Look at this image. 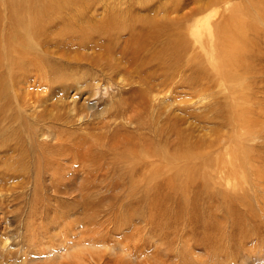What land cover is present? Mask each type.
Masks as SVG:
<instances>
[{"label": "rangeland", "instance_id": "374dc122", "mask_svg": "<svg viewBox=\"0 0 264 264\" xmlns=\"http://www.w3.org/2000/svg\"><path fill=\"white\" fill-rule=\"evenodd\" d=\"M73 1H90V8L70 4L65 10L61 8L64 14L61 11L57 18H73L68 26L82 24L89 29L93 37L88 45L78 46V38L67 41L57 37L48 45H39L36 55L41 52L50 59L49 76L43 71L38 77L39 72L33 71L25 85V65L15 58L18 62L13 77L21 79V88L17 82L14 87L10 84L12 103L5 115L0 113V264H117L118 259H123V264H199L200 260L209 264L212 245L204 236L205 224L210 221L224 224L229 231L230 248L235 252L230 256L232 264H264V191L260 192L253 173V165L264 168V132L242 143L247 145H242L247 152L239 161L257 160L246 161L249 164H245L240 178L246 188L240 196L248 194L254 215L236 197L225 200L215 192H231L234 184L231 181L228 188L222 187L217 180L224 178L216 174L222 169L226 175L231 173L224 169L230 162L218 161L241 143L236 126L230 123L234 119L228 118L231 105L236 109L233 116L243 112L264 123V0ZM115 14L125 23L131 17L133 21L141 16L178 17L175 26L187 50L169 60L168 82L159 83L166 80L164 77L151 79V86L156 85L145 100L139 91L145 89V77L155 67H140L122 53L121 41L114 55L104 53L108 40L91 31L95 24ZM220 18L223 22L233 18L240 25L236 35L228 36L235 41L234 46L242 43L241 52L235 53L238 63L234 74L239 81H229L219 72L227 64L221 55L219 32L212 23ZM30 54L33 58L35 53ZM56 61L63 64L56 69L58 73L51 68ZM43 68L46 70L47 65ZM58 74L67 77L58 83L70 88L66 95L51 81ZM180 116L185 121L178 122ZM262 122L254 128L264 129ZM1 138H7L8 144ZM75 148V159L63 153ZM192 148L200 153L186 156ZM209 149L216 151L208 163L204 150ZM154 153L161 159L154 164L163 166L159 174L152 168L145 170L148 164L144 170L140 166L141 158L150 160ZM55 167L61 171L54 176ZM75 168L78 179L72 174ZM65 183L66 191H62L59 184ZM226 207L232 214H244L245 222L247 213L251 218L250 231L255 230L243 245H238L236 235L246 227L242 222L224 223ZM225 257L220 260L228 264ZM32 258L34 261L27 262Z\"/></svg>", "mask_w": 264, "mask_h": 264}, {"label": "bare ground", "instance_id": "6f19581e", "mask_svg": "<svg viewBox=\"0 0 264 264\" xmlns=\"http://www.w3.org/2000/svg\"><path fill=\"white\" fill-rule=\"evenodd\" d=\"M89 3H90V1H73V0L72 1H64V0H24V1L17 0V1H0V113H4V115H5V112L7 110V106L12 103L11 102L12 99L10 98V94L8 95V90H10L12 86L14 87L15 86L14 84L17 85V83H18V87L21 88L19 86L21 79H16L15 80V78L13 77V75L14 76L16 75L14 73V64L18 62V61L15 62L16 56H17L18 60H20V62L25 65L24 66V69L23 68H20V69H23L22 71L24 72V82L22 84L25 85L27 83V80H29L28 77H30L29 76L30 73L33 74L32 73L33 71H36L37 70L39 72V75L40 76H38V77H41L42 76V73H44V72L46 74L48 72V75L47 76H49V73H50L49 72L50 71L49 70V67H50V64H51L50 63V59H49V57H47L46 55L42 54L41 52L36 55V52L37 51H35V50H36V47H38L39 45H42V44L48 45L56 37L58 39L59 38H62V39H65V40H67V38H69L70 40H74V39L78 38V41H79V42L77 41L78 44H79L78 46L88 45L86 43H88L89 39L91 37H93V36L90 35V32L87 31L89 29H86V27L82 26V24H81L82 27L81 26L78 27V24L77 23H76L77 25H73V27H71L70 26L71 25L70 22H71V20L73 18L72 19L69 18L70 20L68 19V21H66L67 20L66 19L67 17L64 18V19L62 17L60 19H58L57 17H60L59 16L60 15L59 13L62 11L61 8H64L66 6H71L70 4L75 5L76 7H78L80 5H82V6L85 7ZM178 5L179 4L176 3L174 5L175 8H178ZM82 6H80V7H82ZM89 6L90 5H88L87 7H85V10H86V8L89 9L90 8ZM174 6H172V7H174ZM129 9L130 8H128V10ZM64 10H65V8H64ZM152 10L153 9L151 8V11ZM148 11H150V10H148ZM257 11L258 10L256 9V12ZM87 12L85 11V14ZM62 13H63V11H62ZM77 13H79V12H77ZM83 13H84V9H83ZM85 14L83 15V17H85ZM141 17L135 19L134 21L131 20L133 18V17H131V19L129 18L130 19L129 23H125V22H122L123 20L119 19V17L117 16V14L111 15V16L108 15V17H106V19L104 18V21L100 22L98 25L95 24L96 26L92 27V30L91 31L92 32H96V34H98L99 37L108 40L107 46H105L106 50L104 49L105 50L104 53L109 52L111 55L112 54L114 55L113 52L115 51V48L117 47V44L121 41L124 44L123 47L121 48V51H122L123 54H125L127 56L130 55V58L133 61H136V63L140 67L141 66H144L145 68L148 67V66H151V68L155 67L151 72H148L147 73V75H146L147 77H145L147 80H145L142 77H140V80L141 81L145 80L146 81V85H147L145 87V89H140L141 91L138 90L140 92L141 97L145 100V99H147L148 96H150V95H148V92H150V90L151 91L154 90V86L156 85V84H153L151 86V84H152L151 83V79L153 80V79H159V77H162V78L164 77L166 80L163 79L159 83L165 84L166 82H168V80H170V74H171L170 70L167 68L169 66V64L171 63V61L169 62V60L172 59V57L174 56V54H177V55H180L181 54L182 55V53L185 50H187V49L185 48L186 47L184 45L185 43H183L182 40L179 38L180 31L177 30L176 29V26H175V24L177 23V18L178 17L176 19L169 18V17L166 18L165 16L163 18H160V19L159 18L156 19V18H153V17H150V16H148V17H144L143 16V18H141ZM77 18H78V15H77ZM223 21H224L223 18L222 19L220 18V20L219 19L218 20L216 19L215 22H214V20L212 21V22H214L212 24L216 25V28H217V30L219 32V38H220V41H221L220 42V46H223V51L221 52L222 53L221 55H222V57H224V61H225L224 63L227 64V66L225 67V69L224 70L222 69V71L219 70V72L222 73V76H224V78H230V80L229 79L228 80L229 81L232 80L234 82V80H238V76H236L234 74L236 72V69H237L236 66H237V63H238L236 61L237 60V58H236L237 56H236L235 53L237 51L239 53L241 52V50H240L241 49L240 44H242V43H240V44L236 43L235 46H234L235 41H232L231 39H229L228 36H230V35L233 36L234 34L236 35V32L238 31V28H239L240 25H239V23H237L238 21L235 20V19H233V18H231V19H229V20H227L225 22H223ZM132 22H133V24H132ZM134 22H135V26L137 25L136 23L140 24L139 25V28H137L138 26L137 27L134 26ZM73 23H74V21H73ZM241 23L243 24V22H241ZM67 24H70V25L68 26ZM91 25H94V24H91ZM74 27H76V28H74ZM243 27L245 28L246 26H243ZM254 27L256 28V25ZM243 31L246 32L245 30H243ZM91 40H92V38H91ZM67 41L66 42L64 41V42L67 43ZM96 42H99V40L98 41L96 40ZM242 42H244V41H242ZM65 43H63V44H65ZM247 43H248V41H247ZM102 45H103V43H102ZM242 46H244V45H242ZM245 46H247V45L245 44ZM46 49H45V51H46ZM242 49H243V47H242ZM31 51H33V52L35 51L34 52L35 54L32 53ZM30 52H31V54H34V57L33 58H30L29 57L28 53L30 54ZM48 53H49V51H48ZM163 61H166V63L163 64ZM44 64L47 65V69L46 70H44V68H43L44 67ZM21 67H23V65H21ZM32 67H33L34 70H32ZM60 67H63V64L61 62H59V61H56L51 66L52 72H55L56 71V73H58V71H57L58 69L57 68H60ZM161 67H163V68H162V70L159 71L158 69H160ZM148 69H150V68H148ZM219 69H221V67ZM62 75L63 74H58L57 77L54 75V77L52 78L51 81L53 82V84H54V82L56 83L55 86L57 88L60 87V89H59L60 93H63V94L66 95V93H68V89H70V88L68 86H66L65 88H63L62 86H58V83L59 82H62V80L67 79V77L62 76ZM19 76L21 77V75H19ZM34 76L35 75H33V77ZM69 76L70 75H68V78H69ZM31 77H32V75H31ZM35 77H37V75ZM10 78H11V83H9V79ZM35 81H37V79ZM65 81H67V80H65ZM140 83H142V82H140ZM10 84H12V86H10ZM127 84H129V83H127ZM129 85H132V84L130 83ZM61 87L63 89H61ZM24 88H27V87L23 86V89ZM17 89L18 88H14L15 91ZM130 90H131V88H130ZM17 91H20V90H17ZM21 95L22 94H19L18 96H21ZM21 98H22V96H21ZM60 98H63V97H60ZM19 100H20V98H19ZM23 100L21 99L20 102L22 101L24 103L25 101H23ZM234 110H236L235 109V106H232L231 105V112H230L231 115L229 114L228 115V118L231 117V118L234 119V120H230L231 121L230 123L231 124H234L236 126V129H237V132L236 133H238V137H239L241 143L237 142L236 143V145H237L236 149L230 150L229 152H227V154H224V155H222V157L219 158L218 163L219 162H222V161L224 163L225 162H227V163L230 162V163L226 164V167H229V168H224V169L227 172L231 171V173L228 174V175H226L225 174L226 172L222 171L223 169L222 170H217V172H216L217 178H218V176L224 178V180H217V182H218L219 185H221L224 188H228L229 185H232V184H230L231 181H234V184L232 186V191L231 192L227 191V193H225L226 195L223 194V193H221L220 191H215V192L218 193V194H221L225 198V200L226 199H229V198H235L236 197V201L237 202L238 201L244 202L248 206L249 213H251L252 215H254V213H255V212H253L254 208H252V204L253 203H249V200L250 199H248V197H249V196H247L248 194L247 195L245 194L244 197H241L240 196L241 193L243 192V190L246 189V188H243V184L240 183V178H241L242 173H244L245 164H247V162H249V163L250 162L253 163L254 161L257 162V160H256V158H254V159L251 158V159L246 160L247 162L246 161L245 162H239V161H242L243 160V157L241 155L242 153H244V151L242 149V145H243V147H246L247 146V145L244 146V144H242V143H246V140L253 141L257 137V133L259 134V133L264 132V129H262V130L257 129L256 130L254 128V127L259 126L260 123L262 122V120H260V121L259 120L258 121L254 120L253 121V118H248L245 115V113H243L241 111H240L241 113H239V114L236 113V115L233 116L232 113L234 112ZM252 111H254V110H252ZM236 112H238V111H236ZM1 117H2V115H1ZM3 118H4V116H3ZM222 118L224 120L225 119V116H223ZM183 119L184 118L182 116H180L179 118H176V120L178 122H180V123L183 122V121H185ZM236 119H237V121H235ZM1 131H4V130H1ZM17 132L18 131H16V133ZM30 133H31V131H30ZM1 134H2V132H1ZM189 136H192V135H189ZM243 136H245V137H243ZM178 138H181V134H180V137L178 136ZM243 138H245V139H243ZM6 139H2L1 142L3 144H6V143L8 144V142H7ZM260 139H261V137H260ZM0 147H1V145H0ZM197 147H199V146H197ZM216 147H218V146H216ZM193 148L190 150L189 153L186 154V156L189 157V156H193L194 154L200 153L198 151V149H196V151H195ZM75 149L76 150L71 149L70 150L71 153H69V151L68 152L66 151V152H63V153H65L66 155H73V158L75 159L76 157H78V155H76V153H78V151H77L78 148H75ZM131 151H135V150H131ZM214 151H216V150H213V151H211L210 149L209 150H204V155L207 156V162L208 163L212 161V159H211L210 156L213 155ZM245 151L247 152V150H245ZM39 152H41V151H39ZM10 154L12 155V153H10ZM34 154H36V153H34ZM18 155H19V153H18ZM49 155H51V154H49ZM159 155L160 154L154 153L151 156V159L150 160H149V158H146V157L143 158V159L141 158L140 159V164H141L140 166L142 167V169L145 166V164H148V166L144 167L145 170H148V169L152 168V172L153 171L156 172V173L158 172V174H159V172H160L159 168L161 167V165L159 163L158 164H154V163H156V162L159 161V159H160V156ZM12 157L13 156H11L10 158H12ZM152 157L154 158V160L152 159ZM216 157L218 158L219 157V154L217 156H214L213 159L216 158ZM48 158H49V156H48ZM258 158H261V157L259 156ZM50 160H51V158H50ZM52 160H53V158H52ZM17 161H18V159H17ZM17 161H15V163ZM45 161H47V160H45ZM238 162H239V164H237ZM10 163L13 164L12 162H10ZM52 163H55V161L52 162ZM11 164H10L11 171H15L14 166L11 165ZM23 164H26V163H23ZM150 164H153V167H151ZM263 164H264V160H263L262 165ZM21 166H23V165H21ZM8 167H9V165H8ZM39 167H40V165H39ZM50 167H52V166H50ZM162 167L160 169H162ZM254 167H256V165H253L254 178L256 179L255 182H256V185H258V187H260V189H259L260 192H262V191H264V187L261 186V185H264V168H261L260 166H259L260 168L259 167L254 168ZM10 168H7V169L9 170ZM23 168H24V166H23ZM154 168H156V169H154ZM157 168H158V170H157ZM165 170H167V168ZM52 171H54V173L53 172L52 173L55 176L57 174H60V171L61 170H60V168L55 167V170L52 169ZM71 171H72V169H71ZM77 172H78V169L75 168L74 169V173H72V174H74V177L78 179V177H77L78 176V173ZM144 172H145L146 175H149L148 173H146V171H144ZM17 173H14V174H17ZM37 175H39V174H37ZM63 176H64V174H63ZM213 180L214 179H212L211 181H213ZM207 181H209V180L207 179ZM223 181L225 182L226 185L223 184L224 183ZM239 183H240V185H239ZM59 185H60L59 188H61L62 191H66V187H64V186H66V183L63 184V185H61V184H59ZM102 190H104V189H102ZM217 196L220 197V195H217ZM241 199L243 201H241ZM108 200L111 201L110 198ZM100 201H101V203H104V200H100ZM64 204H65V202H64ZM233 205H234V203H233ZM60 208H62V207L60 206ZM226 209H227V212L222 217V218H227L224 221V223L225 222L226 223H229V222H231V223L242 222V226H244V229L246 227V229L243 230V231L241 229H239L240 230L239 231V234L236 235V239L238 240V242H237L238 245H243L242 243L245 242V240L247 241L249 238L250 239L252 238V234L254 233L252 231L255 230V229H253L252 231H250V226H249L250 223H248V220L250 222V219L251 218L249 219V215L247 213V217H246L247 220L245 222V220L243 219L245 216L240 211H237L236 214H232L231 213V208L229 209V208L226 207ZM76 214H78V212ZM261 215H262V210H261ZM251 217L254 218V216H251ZM258 217L259 216H257V218ZM263 217L264 216H262V218ZM259 218H261V217H259ZM259 218H258V220H259ZM63 221H64V218H63ZM204 224H205V221H204ZM257 225H258L257 228H259L260 224H257ZM232 226L233 227H236V228H239L236 225H232ZM253 227H254V225H253ZM221 229H222V231L220 232ZM205 231H206L205 232V236H204L205 237V241L206 242L209 241L211 243V245H212V251H213V253L210 254L211 255L210 263H213V261H214L215 264L216 263L223 264L221 262L220 258L221 257H225V256L227 257V258L226 257L225 258L226 259H229V261H230V256L234 257L235 256V252H234V250H231V248H230L229 241L231 240V235L228 234L229 231H227V229L225 228L224 224L221 225L219 222L215 223L213 221L207 222L205 224ZM230 232H231V230H230ZM262 251H264V250H262ZM261 253L264 255V252H261ZM33 259L34 258L28 260L27 262L34 261ZM245 262H248V261H245ZM116 263L117 264H123L124 261H123V259H118V260H116ZM125 264H130V263H126L125 262ZM136 264H141V263H136ZM199 264H204V263L203 262L201 263V260H200V263ZM228 264H232L231 261Z\"/></svg>", "mask_w": 264, "mask_h": 264}]
</instances>
